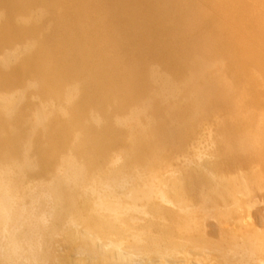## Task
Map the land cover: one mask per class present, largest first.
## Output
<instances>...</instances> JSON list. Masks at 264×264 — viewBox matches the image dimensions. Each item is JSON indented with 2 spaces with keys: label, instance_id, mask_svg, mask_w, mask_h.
<instances>
[{
  "label": "bare ground",
  "instance_id": "6f19581e",
  "mask_svg": "<svg viewBox=\"0 0 264 264\" xmlns=\"http://www.w3.org/2000/svg\"><path fill=\"white\" fill-rule=\"evenodd\" d=\"M257 189L264 0H0V264H264Z\"/></svg>",
  "mask_w": 264,
  "mask_h": 264
},
{
  "label": "rangeland",
  "instance_id": "374dc122",
  "mask_svg": "<svg viewBox=\"0 0 264 264\" xmlns=\"http://www.w3.org/2000/svg\"><path fill=\"white\" fill-rule=\"evenodd\" d=\"M205 130L208 131L209 127L207 125H204ZM200 143L199 141L197 144ZM237 170H234L233 172H237L239 174L240 172H246L251 173L253 172V161L251 160L249 163L245 164L242 167L236 168ZM255 194H253L251 197L246 198L244 200V209L241 213H236L234 219H233V225L235 228L240 229H246V230H263L264 229V204H263V197L264 195L260 192V190H254ZM249 213H251V218L254 220L253 224L251 225V228H247L243 222H240L242 224L238 223V220L246 221L248 218H250ZM211 223V222H210ZM217 224H212L210 229L208 228V235L210 240H217L220 238H224L229 234L230 225L223 220L219 222H213ZM204 255H207V261L206 264H209L210 262H213V264H228V261L225 260L224 257L217 255V254H211L207 250ZM197 263V261H195ZM240 263V261H238Z\"/></svg>",
  "mask_w": 264,
  "mask_h": 264
}]
</instances>
